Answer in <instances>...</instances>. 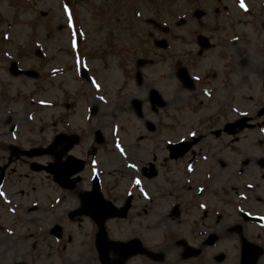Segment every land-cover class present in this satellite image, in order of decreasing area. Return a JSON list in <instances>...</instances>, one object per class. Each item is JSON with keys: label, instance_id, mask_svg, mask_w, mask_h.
Returning <instances> with one entry per match:
<instances>
[{"label": "flooded vegetation", "instance_id": "af4514ba", "mask_svg": "<svg viewBox=\"0 0 264 264\" xmlns=\"http://www.w3.org/2000/svg\"><path fill=\"white\" fill-rule=\"evenodd\" d=\"M177 89L157 112L145 104L141 117L132 116L130 99L119 93L116 118L96 109L97 129L92 116L84 119L85 112L66 101L57 107L52 125H45L42 115L37 144L43 151L57 135H77L78 140L67 152L59 142L36 160L49 166L71 156L82 161L83 169L69 178L76 179L70 189L54 184L47 172L29 173L28 159H13L2 182L15 204L11 214L0 196V264H240L243 251L257 255L254 264H264V116L250 112L254 129L227 136L212 89L197 94L196 89ZM149 90L137 93L147 101ZM8 117L0 116V166L12 145ZM134 118L138 135L129 139L124 123ZM96 130L103 140L99 146ZM194 142L182 154L171 150ZM34 177L45 203L23 208L20 203L36 196L20 197L17 187ZM94 178L119 214L130 197L124 219L94 225L83 217L88 225L69 227V207L79 208Z\"/></svg>", "mask_w": 264, "mask_h": 264}, {"label": "rangeland", "instance_id": "374dc122", "mask_svg": "<svg viewBox=\"0 0 264 264\" xmlns=\"http://www.w3.org/2000/svg\"><path fill=\"white\" fill-rule=\"evenodd\" d=\"M15 1H20V8ZM120 1L123 4L127 2V0ZM118 2L119 0H0V57L5 62V65L1 63L0 66V89L11 92V96H16L15 99L19 102V104L12 105L11 112L15 114L22 112L21 115L23 116L25 113L30 117L33 116L31 121L34 122L33 124L36 123V112L32 107L24 106L22 101L26 98L28 101L30 100L31 95L35 93L34 88L38 83L37 80L41 79L42 74L47 71L40 72L38 79L33 78L30 74L11 77L7 73H10L13 62L25 71L49 69L50 74V70L55 69L56 73L53 74L56 77L49 81L52 82V85L47 84L46 91L50 92L46 95V98L54 97V92H56V99L60 101L68 99L69 105L75 104L77 110L82 109V103L78 104V98L74 90H81L82 85L89 87L86 90V95L88 94L87 106H95L96 104L95 108L100 109L103 105L101 102L110 103L112 101L113 103L116 98L118 100L119 93L127 98L131 96L140 97L137 93L139 90L152 87L159 93L162 92L166 98H169L174 91L173 88L179 84L176 78V67L183 66L186 61H191V58L195 61V65L190 67V71H192L194 77L199 79L196 84L203 87L205 85L203 78L209 74L212 82L208 85L212 86L211 89L214 90L216 98L226 104V111L221 113L223 121H231L235 118V114L230 111L231 102H233L238 116L243 112H252L261 103H264V92L262 93L259 90V87L264 86V30L261 31V34H258L252 31L253 28L251 30L247 24L241 21V17L244 20L262 14L261 8L264 6V0H175L174 3H171V0H130L128 1L130 7H120V4H117ZM240 2L244 3L246 9H249L248 12L239 11ZM67 5L75 10L78 15L77 20L84 21V29L91 31L92 34L95 32L94 28L102 30V33H95L94 36L88 39L91 45L93 43L94 48L102 49L100 45L103 44V41L101 43L100 40L101 38L104 39L105 33H108L109 29L112 28L110 30L113 34L106 35L107 42L110 43L109 39H112L111 42L114 43V51L117 54L113 63L115 62L119 66L116 64L115 70L107 75H101L100 62L91 63L98 71H101L99 76L101 86L104 93H108V98H104L102 101L94 97L101 91L92 90L88 84L84 85L82 83L80 85L76 83V80H74L76 76L72 75L68 62H66L69 60V55L66 54L68 52L64 51L65 49L67 51L68 38L63 27H65V30L67 29L65 25L67 21L63 13ZM97 6L98 8L101 7L99 12L96 11ZM193 6L196 7L193 8ZM194 9L201 11L202 17H197ZM99 14L108 23L113 20L112 23L115 28L113 29L111 24L110 26L107 25L106 21L105 24H102L98 17ZM182 20L187 22L183 28L173 25V23ZM197 20L200 23L208 24L206 26L212 27L213 32H216L215 35L208 34L204 27H200L195 23ZM239 22L241 24H238ZM154 24L159 25L160 29ZM163 27L171 29L168 32L170 33L169 36L163 34L169 41V45L166 51L155 50L152 39L162 37V31L160 30ZM47 34L52 46L50 44L47 47L48 50L43 48V51H47L46 53L49 54L53 48L58 55L56 60L51 61V63L46 57L41 60L33 58L35 48L33 43L38 42L42 47H46L44 46V40L47 38ZM230 35H237L238 39L240 38L242 41L251 44L250 46L242 44L243 49H239V44L228 48L224 46L217 51L213 47L214 49L204 52L205 57L197 55L199 50H202L198 44L200 38L208 40V47L222 43L228 46L232 40ZM94 52L90 56L91 59L95 56ZM146 54L151 59L152 66L151 68L146 66V69H143L145 79L141 83V88L138 89L133 82L131 83L135 68L133 64L137 57H145ZM241 56L244 58L241 59ZM38 65L44 67L37 68ZM62 68L67 72L63 77L58 73ZM120 70L122 73L127 74L122 83H119L121 80L119 77L121 75ZM1 80L6 82L1 83ZM139 99L143 100V97L141 96ZM31 100H33V104L34 102L36 104L35 95ZM227 101L229 102V108ZM125 102H128V99ZM111 108L116 110L118 105L111 104L108 108L102 109L109 114ZM53 112H55L53 109L46 110L45 116L52 119ZM0 116L3 115L0 113ZM25 123L23 118L22 124L25 125ZM124 126L130 131L129 139L138 135V125L134 126V122L127 120ZM17 188L23 191V195L20 197L28 196L30 198L29 196H32L24 185ZM237 254L238 252L235 253L236 258Z\"/></svg>", "mask_w": 264, "mask_h": 264}, {"label": "water", "instance_id": "95a60500", "mask_svg": "<svg viewBox=\"0 0 264 264\" xmlns=\"http://www.w3.org/2000/svg\"><path fill=\"white\" fill-rule=\"evenodd\" d=\"M157 46H159V47H161V46H165V43L163 42V43H161V44H158ZM242 263L241 264H248L249 263V257L247 256V254H243V256H242Z\"/></svg>", "mask_w": 264, "mask_h": 264}, {"label": "snow or ice", "instance_id": "6c2138e0", "mask_svg": "<svg viewBox=\"0 0 264 264\" xmlns=\"http://www.w3.org/2000/svg\"><path fill=\"white\" fill-rule=\"evenodd\" d=\"M240 6L243 8L244 7L243 3H241ZM65 11L67 12V8L65 9ZM69 27H72L71 19L69 20ZM137 183H139V182L137 181ZM0 195H2V194H0Z\"/></svg>", "mask_w": 264, "mask_h": 264}]
</instances>
